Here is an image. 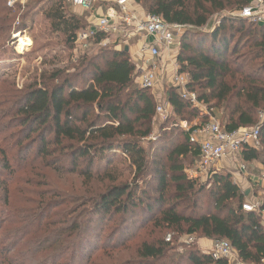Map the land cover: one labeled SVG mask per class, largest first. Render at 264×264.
I'll return each mask as SVG.
<instances>
[{"label": "trees", "instance_id": "obj_1", "mask_svg": "<svg viewBox=\"0 0 264 264\" xmlns=\"http://www.w3.org/2000/svg\"><path fill=\"white\" fill-rule=\"evenodd\" d=\"M33 1L8 7L6 0H0V37H10L15 44L13 34L26 32L39 9L51 2L45 14L50 34L63 35L65 44L76 46L78 33L89 26L88 17L69 14L66 0ZM135 1L145 3L147 14L195 28L186 29L180 38L178 62L180 73L189 77L187 88L203 103L224 104L228 118L220 123L226 131L259 125L263 151L245 145L242 157L246 163L260 159L264 153V80L259 72L246 71L249 59H241L237 42L231 48L237 33L244 37V30L235 24L247 18L227 17L211 32L199 31L215 12L228 8L241 11L252 0ZM258 27L264 49V24ZM107 37L99 33L94 42ZM115 46L92 55L86 52L75 63L31 83L22 96L15 95L20 132L27 141L21 146L25 156L36 146L40 155L58 162L60 172L68 169L87 178L94 176L95 164L110 166L118 154L131 163L136 174L149 171L148 152L136 138L151 136L157 101L149 89L137 85V66L129 51ZM167 97L172 112L183 116L182 120L200 117V110L182 97L180 87H171ZM259 110L263 112L261 119ZM194 129L182 130L179 139L173 129L162 127L161 136L149 141V147L157 145L167 151L155 164L158 196L135 178L86 199L73 211L53 215L50 208L29 214L23 219L27 227L18 243L11 247L0 243V264H229L227 259H215L194 247L183 254L177 252V234L226 239L241 262L264 264V204L259 211H245V191L229 172L212 171L207 179L210 188L197 189L198 179L187 172L200 157L199 146L190 141ZM0 153V166L10 167L7 150L0 147ZM172 186L176 188L174 196L169 193ZM205 194L211 208L204 212ZM156 213L153 227L172 229V240H166L170 233L165 236L160 231L154 239L137 241V230L145 228L148 217ZM108 221L117 225L101 244V229ZM134 244L135 253L123 257ZM99 249L101 253L96 255Z\"/></svg>", "mask_w": 264, "mask_h": 264}, {"label": "rangeland", "instance_id": "obj_2", "mask_svg": "<svg viewBox=\"0 0 264 264\" xmlns=\"http://www.w3.org/2000/svg\"><path fill=\"white\" fill-rule=\"evenodd\" d=\"M7 3L8 0H6V5L8 6ZM29 3L32 4L34 1H25L26 5ZM101 3H104V7L108 5L107 2ZM51 4V2H48L42 9L38 8L39 11L35 16L34 23L32 25L30 23V27L24 33L32 40L30 46L25 49L19 48L18 46L14 49L15 44L10 40V37H6V39L0 37V114L2 115L0 122L2 125V127L0 126V147L7 150L8 155L6 156V160L10 164L8 168H5L3 163L0 166V243L5 247H11L13 244L18 243L16 242L18 237L27 227V223L23 219L27 218L29 214L34 215L38 212H46L50 208H53L51 210L53 215L73 211L86 201V199L96 198L111 186L120 183H129L135 178L141 184L145 185V189L148 192L158 196L159 192L157 188L159 177L156 171L157 165L155 164L159 163L160 160L158 158H165L167 151L164 152L157 145L152 148L149 147V141H156L161 136L160 130L162 127L168 131L173 129L172 131L179 139H181L180 132L185 130L182 123L186 120H182L183 116L174 114L172 107L167 102L168 90L171 87H178L174 83L173 77L176 72L180 73L181 67L178 62V57L181 52L179 40L173 59L166 58L167 60H163L164 69L159 84L154 90H148L157 101V105L164 106L165 109H168V112L155 116L152 124L153 131L149 138H136L140 145L146 148L148 152L151 161L148 172L142 175L136 174L135 168L120 154L115 157L110 166L95 164L94 176L91 178L84 177L68 169L60 172L57 169L59 167L58 162H55V160L50 161L49 158L40 155L36 146L25 156L26 152L22 150L21 146L26 145L27 141L24 140L23 133L20 132L21 126L17 113L19 104L16 103L15 95L22 96L28 90L31 83L40 82L44 77H49L56 70L75 63L86 52L92 55L98 53L101 48H113L114 45H116V49H126V45L123 47L117 46L118 41H115L114 37H109L106 45H95L90 49H83L78 45L72 46L65 44L63 35H53L49 32L50 22L46 19L45 14ZM65 4L69 14L80 17L86 16L88 20L95 13V11L83 12L80 8L72 6L67 0ZM98 5L99 3L94 8ZM139 5L142 10H145V3ZM227 17L237 19L240 17V10L228 8L215 12L210 16L208 25L199 29V31L211 32L214 27L221 23V21L227 19ZM258 25L257 22L251 19H245L244 23L241 24L237 22L235 26L244 30V37L242 34L237 33L235 42L232 43L231 48L237 42L238 49L240 48L239 53L241 59L243 60L245 57L249 59L246 65V71L259 72L264 80V49L260 46L262 37L257 33L260 29ZM191 29L195 28L193 27ZM251 31L252 33H250ZM17 38L16 42L18 40ZM132 42L129 53L136 64V61H139L141 58L138 55L141 45L137 39H134ZM235 58L234 56L231 57V59ZM204 105L206 108L214 109V113L220 122H226L228 116L223 103H220L218 107L215 106V101H211L210 105L207 103H204ZM257 112L259 119H261L263 112L260 110ZM202 115L200 111V117L193 118L186 116L189 119L187 121L188 126L200 125L205 122L208 118H203ZM174 123L179 126L178 129L174 128ZM16 140L18 142L22 141V144L19 146ZM166 143L168 142L166 141ZM258 147L260 151H263V146L258 145ZM1 155L0 153V157ZM65 163L64 165L68 166L67 162ZM247 166L248 172L240 173L231 166L224 167L222 163H219L217 168L215 167V171L232 173L234 181L241 186L245 193L247 190H250L249 195L246 196L245 203L255 202L261 206L264 204V153L260 159L248 162ZM197 179L199 182L197 189L204 186L207 189L210 188L211 183L208 182V178L202 176ZM175 192L176 188L172 186L169 193L174 196ZM204 197V207H202L201 211L205 212L211 206H209L210 201L208 200L207 194ZM157 215V213L150 215L147 226L137 230V241L154 239L160 235V231L165 236L167 233L171 234L174 232L172 229L164 227L154 228L152 220ZM61 217L63 216H58L57 218ZM262 219L264 222V212L262 213ZM116 225L115 222L108 221L104 227H100V229L103 227L100 234L101 244L107 239L109 234L113 233ZM175 233L177 234V232ZM176 238L174 244L177 245V252L181 254L185 253L189 247H194L202 253H209L210 251L211 246L203 241L207 238H203L201 234H177ZM99 253H101L100 249L95 251L96 255ZM134 253L135 244L131 246V250L124 252L123 257L126 258ZM229 264L245 263L232 260L229 261Z\"/></svg>", "mask_w": 264, "mask_h": 264}, {"label": "built area", "instance_id": "obj_3", "mask_svg": "<svg viewBox=\"0 0 264 264\" xmlns=\"http://www.w3.org/2000/svg\"><path fill=\"white\" fill-rule=\"evenodd\" d=\"M26 0H8V6L13 7L16 3L22 5ZM72 6L86 11H95L89 19L87 29L80 31L77 35L76 45L83 49H90L92 46L106 45L109 37H114L118 41V46H129L134 39L139 40L140 48L138 55L141 56L136 61L138 77L137 83L141 88L154 90L161 80L164 69L162 56L165 54L173 59L175 49L179 43L181 35L186 29L193 28L190 25L179 23H169L162 16L156 14L141 15L134 8L135 0H69ZM101 2H107L104 7ZM99 3L97 7L94 6ZM240 16L251 19L259 25L264 24V0H252L240 11ZM13 34L16 40L20 34ZM99 33L108 35L107 38L95 43ZM15 48L19 46L20 38H17ZM18 44V45H17ZM174 83L180 87L181 95L188 100L191 105L198 108L208 120L200 125H195V129L190 134V141L200 148V157L193 168L187 170L191 178L204 176L209 178L212 171H215L219 163L224 167L231 166L240 173H247L248 166L243 160L242 150L245 145L258 147L260 145V126L241 127L234 131H226L214 113V109L206 108L204 103L198 99L196 93L189 91L187 84L189 77L187 74L176 72L173 77ZM182 87V88H181ZM168 109L162 105H157V114H166ZM186 131L193 127L188 126V122L182 123ZM224 162V163H223ZM245 211H259L257 203H244ZM166 240H172V234L166 236ZM209 253L215 259L224 258L228 262L239 261L237 250L226 239L212 240Z\"/></svg>", "mask_w": 264, "mask_h": 264}, {"label": "bare ground", "instance_id": "obj_4", "mask_svg": "<svg viewBox=\"0 0 264 264\" xmlns=\"http://www.w3.org/2000/svg\"><path fill=\"white\" fill-rule=\"evenodd\" d=\"M18 37H20L19 48L25 49L32 44V40L27 34H20Z\"/></svg>", "mask_w": 264, "mask_h": 264}, {"label": "crops", "instance_id": "obj_5", "mask_svg": "<svg viewBox=\"0 0 264 264\" xmlns=\"http://www.w3.org/2000/svg\"><path fill=\"white\" fill-rule=\"evenodd\" d=\"M136 4H137V5H134V8L137 10V12H139L141 15H143V14L145 13L144 10L141 9V6H140L137 2H136ZM80 9H81V8H80ZM81 10H82L83 12H85L83 9H81ZM163 58H164V59H163ZM166 58L169 59V58L167 57V55L164 54V55L162 56V61H163V60H164V61L167 60ZM168 104H169V103H168ZM169 105H170V104H169ZM247 191H249V193H250V190H247ZM203 241L206 242L207 245H210V246L212 245V240H210V239H204Z\"/></svg>", "mask_w": 264, "mask_h": 264}, {"label": "water", "instance_id": "obj_6", "mask_svg": "<svg viewBox=\"0 0 264 264\" xmlns=\"http://www.w3.org/2000/svg\"><path fill=\"white\" fill-rule=\"evenodd\" d=\"M126 51H129V46H126ZM245 194H246V196H248L249 195V191H247Z\"/></svg>", "mask_w": 264, "mask_h": 264}]
</instances>
